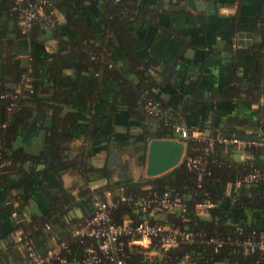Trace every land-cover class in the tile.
<instances>
[{"label": "crops", "instance_id": "obj_1", "mask_svg": "<svg viewBox=\"0 0 264 264\" xmlns=\"http://www.w3.org/2000/svg\"><path fill=\"white\" fill-rule=\"evenodd\" d=\"M52 1L56 9L58 33L74 42L79 39V34L71 32L65 25L68 13L83 14L87 24L93 26L97 22V8L104 0H87V6L78 8H75L69 0ZM142 1L157 7V14L151 24L138 30L141 40L136 45V51L144 60L151 58L156 60L150 70L151 74L153 70L158 72L165 65L175 71L176 86L167 84V79L161 75H159L161 84H156L160 99L178 117L180 123L190 130L200 129L201 126L212 129L214 126L216 128L227 126L236 133L245 134L260 127L264 128V102L250 101L253 100L256 89L253 73L259 65V59L260 64L264 62V56L257 59L258 53H255L251 47L255 41L259 42L262 36L264 38V0ZM207 1H212L209 12L206 7ZM2 10L8 11V20H13L12 30L18 31L16 18L5 7L4 0H0V12ZM39 22L41 21L36 22L38 26ZM8 26L7 22L3 29L7 30ZM241 30L252 34L251 44L237 42V32ZM14 35L12 34L10 38L15 44L16 52L5 51L4 59L23 61L25 64L32 56L42 58L55 50V38L43 42L40 27L39 41L31 42L24 37H12ZM224 53L230 54V58L223 59ZM121 55V50H115L112 60L117 61ZM74 67L65 70L67 80L64 87L71 88L73 92L81 95L78 98L73 94L63 104L64 112L68 111L76 115V127L73 139L67 143V148L60 158L54 154L47 138L52 127L51 108L35 110L28 125L19 126L13 141V149L27 155L24 165L32 174L29 181L30 191L22 198L24 221L28 223L32 215H41L49 210L53 213L60 211L61 193L72 192L79 195L77 204L87 205L90 202L89 195L81 197L82 189L88 185L91 190L92 186L103 185L105 180L95 179L85 182L80 174L83 164L88 169L98 168L96 165L100 162L97 160L104 159L103 167L107 169L112 180L137 179L134 171L138 168L135 169L133 160L136 161L140 152L122 151V146L119 145L121 143L117 144V142L126 138L124 145L129 149H135L139 143L137 136L144 131L146 123L129 117L125 109L119 110L114 115L105 110L110 104L108 94L117 89L115 81L101 78L103 94L100 100L98 103L89 100L87 96L94 86V76L76 75ZM6 79L9 80L8 77ZM37 80L42 87L49 88L52 85V80L45 75ZM6 89L10 88L5 87L4 90ZM1 114L4 116V111ZM147 125H151V122ZM46 149H51L52 160L57 159L61 164L59 168L56 169L52 164L36 169L38 165L47 162ZM233 153L239 159L247 154L241 150H233ZM91 157H95L94 164ZM54 187H59L60 190L57 197L50 199L53 194L46 192ZM4 199L3 190H0V206ZM17 205L16 200L15 206ZM10 213L8 209L0 208V264H27L28 259L23 247L15 245L17 229L13 227L17 222L10 217ZM238 214L232 213L229 219L240 220L241 215ZM64 215L63 212L61 217L68 225L66 234H69L73 224L76 223L75 220L78 219L71 214ZM48 230L46 227L43 228L45 232ZM50 241L46 236L36 237V243L44 247ZM9 243L13 245L12 251Z\"/></svg>", "mask_w": 264, "mask_h": 264}, {"label": "trees", "instance_id": "obj_2", "mask_svg": "<svg viewBox=\"0 0 264 264\" xmlns=\"http://www.w3.org/2000/svg\"><path fill=\"white\" fill-rule=\"evenodd\" d=\"M75 8L87 6V0H69ZM54 4V3H53ZM5 7L10 11V5L4 0ZM55 6V4H54ZM96 24L89 25L85 17L80 13H68L65 25L71 32H77L79 39L70 41L58 33V24L55 32L56 46L54 52L45 54L42 58L33 57L26 62L23 70L27 71L28 64L31 68L32 92H24L17 98L18 108L13 113V120L5 127L0 126L1 159L7 162L0 174V190H3L4 201L1 209H8L9 212L16 210L23 213V197L29 193V181L32 174L25 168L24 163L27 155L13 149V141L21 125H28L34 112L37 109L51 108L52 127L48 135V143L54 154L58 158L67 148V143L73 139L75 131L76 115L72 112H64L63 104L67 98L79 93L64 87L67 77L65 70L73 69L76 75L94 76V86L90 90L87 98L98 103L103 90L101 88V78H106L117 83V89L108 94L110 104L106 111L112 115L119 110L125 109L129 117L140 120L144 123V135L140 147L136 152H140V161H145L146 145L152 138H175L174 126L180 123L172 110L167 108L166 103L157 94V84L150 73L151 68L156 63L154 58L142 59L137 54L136 45L141 40L138 30L152 23L157 14V7L142 0H104L97 8ZM14 15V14H13ZM15 16V15H14ZM39 26L35 23L29 39L31 42L39 41ZM252 50L258 58L264 56V38L255 41ZM121 50L122 55L117 61H113V52ZM262 54V56H260ZM264 60V59H263ZM253 80L255 81L254 98L251 102H259L264 96V62L259 59ZM47 76L52 80L49 88L39 85L37 78ZM4 91V90H3ZM1 91L0 94L3 92ZM85 97V96H84ZM82 99V98H81ZM152 99L160 103L162 114L160 117L149 116L144 110V104ZM85 100V98H84ZM248 101V102H250ZM7 101L0 98V124L5 119V105ZM188 105V104H187ZM4 111V116L1 112ZM166 120V122H165ZM151 122V125L147 123ZM220 126V125H219ZM203 126L200 127L202 129ZM214 131H219L226 136L236 134L230 127H215ZM264 131V128H261ZM93 135V134H92ZM120 146L126 144L125 139L118 141ZM203 144L193 142L185 143V154H195ZM201 147V148H200ZM233 148L223 145H216L211 153V158H215L225 163L222 166L212 165V176L204 179V185L199 189L204 199L214 203V207L208 216L200 217L194 213L192 206L193 193L196 190L194 175L185 167L182 159L180 162L162 174L152 177H139L138 179L125 178L112 180L105 167L86 168L84 164L80 174L85 182L95 179H104L105 183L98 187L99 191L105 189L113 190L122 186L127 193L142 194L149 191L161 192L163 190L178 191L188 203L185 219L181 220L176 215L164 214L157 221L162 223H175L185 230L196 235L195 243L192 245L179 244L168 253L167 264H176L177 261L188 252L190 260L188 264H264V252L255 251L250 253L239 246L225 243L217 252L213 250L212 244H207L205 240L211 237L226 238L228 236L245 238L253 230H264V182L259 184H242L239 188L228 187L235 175L241 171L246 173L254 167H260L263 163L260 149H245L247 157L239 159L234 156ZM229 182V183H228ZM87 185V183H86ZM204 191V192H203ZM92 191L90 187H84L80 192L81 197L89 195ZM235 198V202L231 198ZM9 198L17 200L18 205L12 207L7 204ZM57 213L52 210L41 215H32L29 223L23 221L21 225L14 224L13 228L22 226L24 233L36 241V237L43 236L46 239L54 235L56 241L68 239L66 234L67 223L61 217L65 211V206L61 203ZM240 214V220L231 221L230 216ZM238 214V215H239ZM123 215H129L133 219L140 220L143 214L135 213L126 204H120L115 210V220L121 221ZM78 221V220H75ZM48 224L50 229L43 231ZM241 231V232H240ZM241 233V234H239ZM12 251V244H8ZM83 246L72 243L65 250L68 257H78L82 254ZM125 259L129 264H157L158 258H148L142 249L125 248Z\"/></svg>", "mask_w": 264, "mask_h": 264}, {"label": "built area", "instance_id": "obj_3", "mask_svg": "<svg viewBox=\"0 0 264 264\" xmlns=\"http://www.w3.org/2000/svg\"><path fill=\"white\" fill-rule=\"evenodd\" d=\"M10 5V12L15 15L20 34L29 39L32 28L37 21L44 22L53 31L57 27L56 9L52 0H5ZM28 64L27 71H24L20 83L15 89H6L0 94L1 99L7 101L5 105V119L0 126L5 127L11 121L14 111L18 108L17 98L28 91L31 93V68ZM264 102V97L259 100ZM144 110L149 116L160 117L163 110L159 102L149 99L144 104ZM166 122V120H165ZM179 132L186 142L203 144L195 154L182 155L185 167L194 175L196 190L193 193L192 206L194 213L200 217L208 216L214 203L204 199L199 191L204 185V179L212 176V165L222 166L224 161L211 158V153L216 145L231 147L235 150L245 152V149H260L263 163L260 167H254L246 173L239 171L230 181L228 187L235 189L242 184H259L264 182V131L261 128L249 131L248 135L255 139H241L236 134L226 136L212 127L190 130L183 124L174 126L175 138ZM0 140V174L7 165L1 159ZM185 150V147H184ZM245 155L243 160H245ZM99 186L91 187L92 210L90 215L83 217L73 224L69 238L56 241L51 235L50 243L45 246V252L41 253L36 241L24 233L22 226H19L15 233V245L22 246L28 259L27 264H129L125 259V248H139L144 251L148 258L157 257V264H167L169 251L179 244L192 245L195 243L196 235L185 230L175 223H162L157 221L164 214L176 215L184 220L188 203L183 196L175 190H163L161 192L149 191L142 194L125 192L122 186L113 190H98ZM204 192V191H203ZM231 201L234 203L235 198ZM7 204L15 206L16 200L9 198ZM120 204H126L135 213L143 214L140 220L133 219L129 215H123L121 221L115 220V210ZM10 217L21 225L25 217L23 213L12 210ZM46 229L50 226L46 224ZM241 232V231H240ZM241 234V233H239ZM212 244L213 250L217 252L225 243L233 244L244 248L250 253L255 251L264 252V230H253L245 238L228 236L226 238L211 237L205 240ZM72 243L83 246L82 254L78 257L65 255ZM190 253L186 252L176 264H188Z\"/></svg>", "mask_w": 264, "mask_h": 264}, {"label": "water", "instance_id": "obj_4", "mask_svg": "<svg viewBox=\"0 0 264 264\" xmlns=\"http://www.w3.org/2000/svg\"><path fill=\"white\" fill-rule=\"evenodd\" d=\"M206 7L208 9V12L210 11L212 7V1L206 2ZM8 22L9 26L7 27V33L5 34V38H0V92L6 87L10 89H15L17 87V82L7 81V75L9 73V69L7 67L6 73L3 69V62H4V55L5 51L15 53V44L7 43L6 38L8 39L10 37V32L12 31L13 26V20H8V11L2 10L0 12V34L4 32L3 26ZM40 27V36L41 40L43 42H47L48 40H53L55 38V33L52 29H50L47 25H45L44 22H39ZM260 28V26H259ZM14 35V34H13ZM251 36L252 34L250 32H247L245 30H241L237 32V42L240 44H251ZM12 37H16L15 35ZM223 59H229L230 54L224 53L222 55ZM227 63V62H226ZM229 64V63H228ZM175 71L168 68V66H163L161 70L158 72L153 70L152 77L155 80V82L159 85L160 79L159 75L165 77L167 79V84L169 85H175V78H174ZM17 79V78H16ZM245 87V85H242ZM255 86V85H254ZM263 117H264V108H263ZM49 118V117H47ZM47 126H50V124H47ZM236 136H238L241 139H255L254 136L245 134V133H236ZM184 142L183 138L181 137V133L179 132L178 138H152L149 139L146 145V152H145V161H141V164L144 166V174L141 178L145 177H152L159 174L164 173L165 171L171 169L175 165H177L184 153ZM46 153H48L47 162L38 165L36 169L38 170L40 167H45L46 165H52L54 164L55 168H59L61 164L57 159L54 161L52 160L51 156V149H46ZM91 161L94 164L95 157H91ZM100 162L99 165H96L98 168L104 166V159L97 160ZM59 187H54L51 189H48L46 193H51L49 198L53 199V197H57V194L59 192ZM79 200V195L74 194L72 192L66 193L65 197L61 196V201L64 204V206H69L74 203H77ZM92 210V204L89 202L87 205H82V203H79L75 206H71L70 212L65 213L64 216H67V214H71L73 217L77 218L78 220L82 219L83 217L90 215ZM8 239L11 241V238L8 237ZM38 249L41 253L45 252V247L43 245H38Z\"/></svg>", "mask_w": 264, "mask_h": 264}, {"label": "flooded vegetation", "instance_id": "obj_5", "mask_svg": "<svg viewBox=\"0 0 264 264\" xmlns=\"http://www.w3.org/2000/svg\"><path fill=\"white\" fill-rule=\"evenodd\" d=\"M4 30V32L2 33V34H0V38H5V34L7 33V30L6 29H3ZM15 33H14V32ZM10 36L12 35V34H16V37L17 38H20V37H23L21 34H20V29H19V27H18V31L16 30V29H14V30H12L10 33ZM15 37V38H16ZM6 41H7V43H12L13 41L11 40V38L9 37L8 39L6 38ZM26 64V63H25ZM25 64H24V62L23 61H14V60H11V59H8V58H6V59H4V62H3V69H4V71H5V73H6V70H7V67H8V69H9V73H8V75L6 76V77H8L9 78V80L8 81H12V82H17V85L20 83V81H21V78H22V74L24 73V70L22 69L23 68V66H25ZM17 78V79H16ZM5 89V88H4ZM3 89V90H4ZM264 126V125H263ZM260 128H262V127H260ZM143 135H144V131L142 132V133H140V135H138L137 136V139H139L140 141H142V137H143ZM125 140H127L126 138H125ZM128 142V141H127ZM139 144H142V142H139V143H137V145L138 146H135V149L134 148H131V149H129L128 148V146L127 145H124V146H122V151H129V153H130V151L131 150H133V151H135L136 150V148L137 147H140V145ZM135 145V144H134ZM136 164L137 163H139L140 165H142L141 164V161H140V159H139V157H137V159H136ZM120 166V165H119ZM124 166V168H125V164L123 165ZM66 194V193H65ZM65 194L64 193H61L60 195H59V197H60V200H61V196H64L65 197ZM84 197H87V195H85ZM88 201V200H87ZM89 201H90V199H89ZM62 202V201H61ZM91 202V201H90ZM63 204V203H62ZM77 203H74V204H72L73 206H75ZM64 205V204H63ZM72 205H69V206H65V211H64V213H68V211L70 212V209H71V206ZM70 215V214H69Z\"/></svg>", "mask_w": 264, "mask_h": 264}, {"label": "rangeland", "instance_id": "obj_6", "mask_svg": "<svg viewBox=\"0 0 264 264\" xmlns=\"http://www.w3.org/2000/svg\"><path fill=\"white\" fill-rule=\"evenodd\" d=\"M129 157V156H128ZM128 157H126L128 160H129V158ZM131 160V159H130ZM133 164H134V167H135V169H136V167L138 168V170H135L134 172H135V174H134V176L138 179L139 177H141L142 175H145L144 174V166L143 165H140V164H136L135 163V161L133 160ZM136 171H138V173H136ZM145 177V176H144Z\"/></svg>", "mask_w": 264, "mask_h": 264}]
</instances>
